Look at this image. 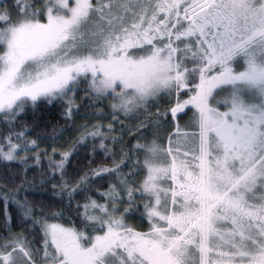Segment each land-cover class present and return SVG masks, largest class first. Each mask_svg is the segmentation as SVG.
Wrapping results in <instances>:
<instances>
[{
  "label": "snow or ice",
  "instance_id": "1",
  "mask_svg": "<svg viewBox=\"0 0 264 264\" xmlns=\"http://www.w3.org/2000/svg\"><path fill=\"white\" fill-rule=\"evenodd\" d=\"M0 264H264V0H0Z\"/></svg>",
  "mask_w": 264,
  "mask_h": 264
},
{
  "label": "trees",
  "instance_id": "2",
  "mask_svg": "<svg viewBox=\"0 0 264 264\" xmlns=\"http://www.w3.org/2000/svg\"><path fill=\"white\" fill-rule=\"evenodd\" d=\"M44 113L47 114V120H48L47 127H45V125L42 123L40 127L35 129V133H38L41 136H50L53 134V126H55L57 131H59V129L64 126L62 121H60L59 112L57 110L48 107L47 109H42L41 114ZM30 131H31V126H30ZM31 138H35V135H33ZM65 139H69V138H65ZM45 144H42L41 147H44ZM87 163L88 161L84 159L82 156L78 165L81 171H88V169L84 167V165H86Z\"/></svg>",
  "mask_w": 264,
  "mask_h": 264
},
{
  "label": "rangeland",
  "instance_id": "3",
  "mask_svg": "<svg viewBox=\"0 0 264 264\" xmlns=\"http://www.w3.org/2000/svg\"><path fill=\"white\" fill-rule=\"evenodd\" d=\"M78 123H85V121H78ZM65 138H69V137H65ZM70 139V138H69ZM51 142H47V144H45V146L44 147H48L49 146V144H50Z\"/></svg>",
  "mask_w": 264,
  "mask_h": 264
}]
</instances>
